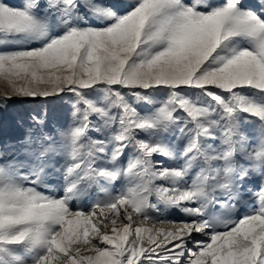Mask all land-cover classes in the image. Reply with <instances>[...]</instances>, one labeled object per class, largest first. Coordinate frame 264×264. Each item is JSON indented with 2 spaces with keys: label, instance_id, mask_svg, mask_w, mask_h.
Listing matches in <instances>:
<instances>
[{
  "label": "snow or ice",
  "instance_id": "obj_1",
  "mask_svg": "<svg viewBox=\"0 0 264 264\" xmlns=\"http://www.w3.org/2000/svg\"><path fill=\"white\" fill-rule=\"evenodd\" d=\"M0 45V110L66 105L0 141V264H264V0H0Z\"/></svg>",
  "mask_w": 264,
  "mask_h": 264
},
{
  "label": "rangeland",
  "instance_id": "obj_2",
  "mask_svg": "<svg viewBox=\"0 0 264 264\" xmlns=\"http://www.w3.org/2000/svg\"><path fill=\"white\" fill-rule=\"evenodd\" d=\"M10 3L20 6L22 3V0H9ZM99 2L103 3H114V2H125V0H99ZM83 12L84 9H81ZM89 23L95 24V20H89ZM32 47L38 46L36 44L30 45ZM16 46L14 45H0V52L2 51H10L14 50ZM65 99H67L65 97ZM156 99H160V97H156ZM42 106H47L50 111L56 113V114H62L65 109L66 105L64 104V101L60 98H49L48 100H42V99H36V100H17L13 99L8 102V107L6 110H0V141L6 140V139H12L21 134V130L17 127L16 121L17 119L25 115L28 111L34 109V108H40ZM149 107V106H146ZM245 131L250 130V125H243ZM92 135L95 137V133H92ZM218 144V141H217ZM157 159L165 160L166 158L158 157ZM46 182L50 185L49 189H41L43 191H46V193L49 194H56V195H62V180L59 177V175L50 176L47 178ZM259 183V177H253V180L246 185L251 187H256ZM109 187V190L115 194L116 191H118L120 188L124 186V182L122 180H118L113 182L111 185H106ZM55 190L54 192L52 190ZM98 196H102V193L93 192L91 194L90 198H85L83 201V204H88L94 201ZM246 199V198H245ZM153 202H155L153 198ZM83 206V205H82ZM248 204H242L234 213H232L233 216L241 214L243 211L246 210ZM160 211L163 214V216L169 220L174 221H180L182 219H185L183 214L179 212L178 209H167L165 210L162 205L159 206ZM217 213L222 212L223 210L217 207L215 209ZM199 238V237H198ZM191 247V245H190Z\"/></svg>",
  "mask_w": 264,
  "mask_h": 264
}]
</instances>
